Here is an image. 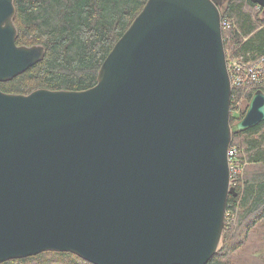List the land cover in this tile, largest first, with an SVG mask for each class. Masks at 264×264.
<instances>
[{
    "label": "water",
    "instance_id": "1",
    "mask_svg": "<svg viewBox=\"0 0 264 264\" xmlns=\"http://www.w3.org/2000/svg\"><path fill=\"white\" fill-rule=\"evenodd\" d=\"M262 9L264 0H249ZM147 0L85 91L0 90V263L43 252L91 264H207L220 250L233 135L220 7ZM0 0V83L40 62Z\"/></svg>",
    "mask_w": 264,
    "mask_h": 264
},
{
    "label": "trees",
    "instance_id": "2",
    "mask_svg": "<svg viewBox=\"0 0 264 264\" xmlns=\"http://www.w3.org/2000/svg\"><path fill=\"white\" fill-rule=\"evenodd\" d=\"M146 1L13 0L16 44L42 46L45 55L22 74L0 83V90L28 95L38 89L85 91L92 88L103 61ZM220 13L228 25L222 29L227 62L248 65L264 59L262 9L249 0H227L220 7ZM261 77L263 81L259 84L232 90L231 124L243 118L257 90L264 92V76ZM239 99L244 105L236 106ZM230 148L235 149L242 168L232 184L236 195L229 196L226 207L228 217L236 214V219L233 223L230 218L232 224L228 225L225 217L222 247L207 264H228L251 247L264 260V121L234 134ZM240 228H243V242L235 241ZM0 264L91 263L71 253L43 252Z\"/></svg>",
    "mask_w": 264,
    "mask_h": 264
},
{
    "label": "built area",
    "instance_id": "3",
    "mask_svg": "<svg viewBox=\"0 0 264 264\" xmlns=\"http://www.w3.org/2000/svg\"><path fill=\"white\" fill-rule=\"evenodd\" d=\"M221 26L222 29L228 28V25L225 21H222ZM227 70L232 90L240 89L245 85L259 84L261 83L259 81H263V77L261 76H264V59L259 60L255 64L248 65H242L237 61L227 62ZM235 155V149L230 148L228 151V160L231 186L234 183L235 174L240 171L239 162L236 159Z\"/></svg>",
    "mask_w": 264,
    "mask_h": 264
},
{
    "label": "rangeland",
    "instance_id": "4",
    "mask_svg": "<svg viewBox=\"0 0 264 264\" xmlns=\"http://www.w3.org/2000/svg\"><path fill=\"white\" fill-rule=\"evenodd\" d=\"M242 104H243L242 100L239 99L238 102L236 103V106H242ZM247 106H248V104H247ZM246 109H247V107H246ZM241 170H242V168L240 165V172L242 173ZM225 217L228 218V221L227 220L226 221H227V224L230 225V224H232L230 221V218H232V221L234 223V221L236 219V214H234L232 217L229 214V217H228V213H227L225 215ZM240 227H242V226H240ZM237 240H239V241L243 240L244 241L243 228L239 229V237L236 238L235 241H237ZM233 242H234V240H233ZM247 246H249V245H247ZM221 247H222V245H221ZM221 247H220V249H221ZM228 264H264V260L262 261L261 258L258 256V254L255 252L254 248L251 247L248 252L242 253L241 255L232 258Z\"/></svg>",
    "mask_w": 264,
    "mask_h": 264
}]
</instances>
